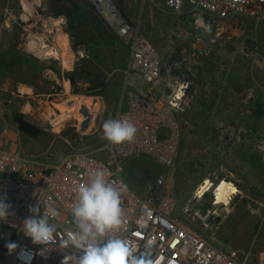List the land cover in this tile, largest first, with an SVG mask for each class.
Returning a JSON list of instances; mask_svg holds the SVG:
<instances>
[{"label":"rangeland","instance_id":"obj_1","mask_svg":"<svg viewBox=\"0 0 264 264\" xmlns=\"http://www.w3.org/2000/svg\"><path fill=\"white\" fill-rule=\"evenodd\" d=\"M22 1L0 0V147L49 164L80 151L105 159L102 123L116 119L120 108L129 59L127 45L89 0H41L39 6L29 0L34 9L29 17ZM114 1L148 34L165 66L179 61L187 46L204 51L206 73L199 74V80L211 84L214 96L221 100L220 106L214 105L212 96L204 102L206 112L181 117L185 133L172 167L133 160L125 169V183L143 194L160 175L165 176L160 201L155 204L163 215L189 226L223 251L252 252L247 264H258L257 255L264 248V236L258 232L260 204L264 202V22L234 17L209 25L206 21L203 26L197 21L199 15H191L189 5L185 14H178L164 0ZM58 31L71 35H66L75 60L71 70L61 58L57 63L53 56H41L28 48L30 36L55 46ZM81 49L89 58L81 56ZM41 63L58 69V80L52 72H48L52 77L42 78ZM214 63L220 69V87L210 76ZM30 65L34 69H29ZM68 72L73 73L77 88L84 92L98 87L99 95L74 94ZM66 81L71 84L70 91ZM25 83L34 88L24 87ZM41 91L45 93L41 95ZM74 96L100 105L98 111L91 112L86 130H81L82 112L71 115L60 133L37 125V119L48 111L60 114L57 105L73 103ZM205 177L217 178V182L227 178L242 191L232 202L214 196V204L225 207L218 210L217 224L209 227L206 224L213 215L208 211H214L211 197L194 198ZM229 184L226 180L218 184L216 193ZM1 235L0 249H7L6 243L15 242L19 232L0 226Z\"/></svg>","mask_w":264,"mask_h":264},{"label":"built area","instance_id":"obj_2","mask_svg":"<svg viewBox=\"0 0 264 264\" xmlns=\"http://www.w3.org/2000/svg\"><path fill=\"white\" fill-rule=\"evenodd\" d=\"M100 10L109 25L129 49V59L125 69V82L120 96L121 104L116 119L126 118L136 128L134 138L129 142L111 146L106 141L103 146L106 158L101 159L89 152H75L63 157L57 164H49L31 156L22 155L0 147V196H6L12 205L13 215L0 226L19 232L15 242L20 246L12 254L8 249H0V264H62L64 253L61 241L66 232L74 228L71 206L81 184L88 174L97 169H107L111 181H122L127 165L133 160L146 159L162 167H172L179 156L185 126L181 117L188 113L199 99L208 100L214 96L211 84L201 83L199 72L191 66H198L206 53L194 46L184 48L183 58L165 66L151 42L148 34L137 26L135 20L122 13L114 0H89ZM173 12L185 14L186 5L191 7V15L203 26L211 21H223L240 17L264 22V0H164ZM207 19V20H206ZM81 56L89 58L85 49ZM162 89V91H161ZM206 177L195 189L194 198L201 201L211 197L214 211L210 225L215 226L219 209L215 205L214 194L223 181ZM212 181V186L203 196L199 188ZM165 184V176L160 175L156 184L145 193H139L127 184L122 196L125 224L120 231L122 238L134 241L138 252H149L156 264H247L252 252L244 255L237 250L226 252L217 247L189 226L163 215L155 206L160 201V192ZM235 185V184H234ZM237 188L238 186L235 185ZM238 194L231 200L242 195ZM39 203L41 211L45 206L58 210L59 216L51 222L58 226L55 243L44 249L33 244L21 230L23 220L30 213L29 206ZM163 204V201L160 202ZM258 232L264 236V202L261 204ZM207 218V216H205ZM205 220L202 216H200ZM3 235L0 236L2 238ZM20 257H23L21 259ZM258 264H264V248L257 255ZM67 264H71L69 260Z\"/></svg>","mask_w":264,"mask_h":264},{"label":"clouds","instance_id":"obj_3","mask_svg":"<svg viewBox=\"0 0 264 264\" xmlns=\"http://www.w3.org/2000/svg\"><path fill=\"white\" fill-rule=\"evenodd\" d=\"M135 133L134 124L126 118H110L102 123V139L111 146L131 141ZM108 176L107 169L97 168L78 187L70 210L74 228L66 232L60 245L62 250L70 249L71 253L66 255L62 251V264L69 260L71 264H156L149 252H138L134 241L119 234L125 224L122 196L127 185L111 181ZM11 209L6 196H0V221H7L13 215ZM28 211L30 215L23 220L21 230L33 244L48 249L49 244L55 243L58 226L51 221L59 216L58 210L45 206L42 212L37 202ZM5 247L12 254L20 246L9 241Z\"/></svg>","mask_w":264,"mask_h":264},{"label":"bare ground","instance_id":"obj_4","mask_svg":"<svg viewBox=\"0 0 264 264\" xmlns=\"http://www.w3.org/2000/svg\"><path fill=\"white\" fill-rule=\"evenodd\" d=\"M39 2L40 0H36ZM35 1V2H36ZM22 5L24 8L25 16H33L34 9L33 4L29 0H23ZM38 37L30 36L28 42V48L30 51L38 54V55H49L53 57H60L63 61V65L66 69L71 70L74 65V55L70 51L69 47V38L66 34L59 32L55 36V43L56 45L51 47L37 41ZM42 41V40H41ZM25 89V88H24ZM66 89L70 91L71 84L69 81H66ZM25 91V90H24ZM29 92V91H27ZM74 102L70 103L69 101H65L61 104H58V109L60 114H57L54 110L48 111L44 116L37 119V125L44 127L45 129L49 130L50 125L52 126L53 130H50L54 133H60L65 124L70 119L71 115L75 114L79 116L80 112L83 108H87L90 112H96L99 110L100 105L98 102L91 101L86 97L82 96H74ZM70 103V104H68ZM85 120L82 116H79V121L83 123ZM230 183L227 186H224L220 191H218L215 196V200L224 201L227 199H232L233 195L238 194V188L233 186L234 184ZM212 186V181H208L205 186L199 188L198 194L203 196Z\"/></svg>","mask_w":264,"mask_h":264},{"label":"crops","instance_id":"obj_5","mask_svg":"<svg viewBox=\"0 0 264 264\" xmlns=\"http://www.w3.org/2000/svg\"><path fill=\"white\" fill-rule=\"evenodd\" d=\"M36 1V0H35ZM34 1V3L36 4V6H39V4L41 3L40 1L39 2H35ZM65 34L66 35H68L69 37H71V35L69 34V33H67V32H65ZM188 47V46H187ZM198 49V48H197ZM199 51H201V52H204V51H202L201 49H198ZM183 54V51L181 52V59L183 58V56L184 55H182ZM53 58H55V61L58 63V61H59V58L60 57H53ZM203 59L201 60V61H199V64H198V66H195L194 65V63L193 62H189L190 63V67L191 66H193V67H196V69L198 70V72H199V74H201V75H203V74H205L206 73V69L203 67ZM174 63V62H173ZM173 63H171V64H169V65H172ZM168 65V66H169ZM31 68H33L34 69V67L32 66V65H30L29 66V69H31ZM58 70V69H57ZM57 70L55 69V68H53V67H50V66H47V65H44L43 63H41V77L42 78H45V79H48V78H50V77H52V75H49V73L48 72H52L53 74H54V76H56V80H58V74H57ZM209 71H212V74L210 75V76H212V78H214V82H215V84L217 83V85L220 87L221 86V81H220V79H221V77H220V69H219V67H217V65H216V63H214L213 64V68H212V70H209ZM65 82H63V84H64ZM64 86V85H63ZM24 87H26V88H28V89H33L34 88V85L33 84H31V83H25V86ZM161 91H162V89H161ZM45 92H43V91H41V95L42 94H44ZM25 94H30V92H27V91H25ZM221 100H219V97L217 96H214L213 97V102H215L214 103V105H219V102H220ZM205 100H203V99H199L194 105H193V107H192V109L190 110V111H188V113L187 114H185V115H183L182 117H184V116H187V117H193V116H195V115H197V114H203L204 112H206L207 111V109H206V105H205ZM220 106V105H219ZM206 178V177H205ZM202 182V181H201ZM200 182V183H201Z\"/></svg>","mask_w":264,"mask_h":264},{"label":"trees","instance_id":"obj_6","mask_svg":"<svg viewBox=\"0 0 264 264\" xmlns=\"http://www.w3.org/2000/svg\"><path fill=\"white\" fill-rule=\"evenodd\" d=\"M60 71H57L58 74ZM66 76L68 77V79L71 81V84L73 86V93L76 94V95H79V94H85V95H88V96H98L99 95V91H98V87H94V86H91L89 87L86 91H82L81 89L77 88V81L76 79L73 77V73L71 72H68L66 74ZM220 220V219H219Z\"/></svg>","mask_w":264,"mask_h":264},{"label":"water","instance_id":"obj_7","mask_svg":"<svg viewBox=\"0 0 264 264\" xmlns=\"http://www.w3.org/2000/svg\"><path fill=\"white\" fill-rule=\"evenodd\" d=\"M71 103V102H70ZM83 115L85 116V120L83 121V123L81 124V130H86L87 127L90 125L91 120H92V113L90 112L89 109L87 108H83L82 111ZM50 129H52V126L50 125L49 127Z\"/></svg>","mask_w":264,"mask_h":264}]
</instances>
